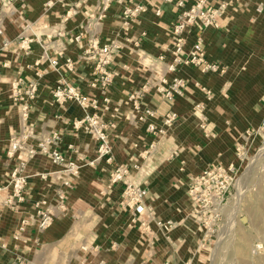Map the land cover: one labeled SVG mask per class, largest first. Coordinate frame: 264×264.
Segmentation results:
<instances>
[{
	"label": "crops",
	"instance_id": "0c3cea01",
	"mask_svg": "<svg viewBox=\"0 0 264 264\" xmlns=\"http://www.w3.org/2000/svg\"><path fill=\"white\" fill-rule=\"evenodd\" d=\"M207 1L229 4L217 27L196 23L186 32L184 50L189 52L201 36L206 60L220 65L216 72L194 64L166 70L174 59L172 25L180 11L173 2L154 0L139 18H127L126 2L115 0L97 22L102 0H22L11 12L0 11L10 42L0 56V264L18 257L26 264H206L210 241L194 214L189 184L211 164L237 168V147H247L264 123V0ZM23 37L31 40L29 50L20 45ZM93 37L100 45L120 44L106 94L91 86L93 62L81 59ZM51 58L59 61L58 70ZM67 59L73 60L72 69L64 66ZM163 72L169 80L180 76L186 81L174 100L163 98L155 87L143 88ZM16 77L38 81L26 116L12 99ZM59 80L98 100L99 108L87 112L115 122L111 163L96 159V141L75 125L86 110L74 101L55 102ZM133 93H140L138 110L130 99ZM147 109L153 114L147 115ZM167 113L176 114L174 124L164 123ZM149 124L164 132L148 131ZM28 132L30 144L57 132L56 147L82 167L66 187L54 174L61 167L47 155L27 159L23 199L11 207L5 200L13 193L9 181L21 155L8 153L9 142ZM120 164L140 165L126 178L147 190L139 217L122 204L125 183L110 179ZM39 207L54 210L44 230ZM156 220L171 221L173 227L162 229Z\"/></svg>",
	"mask_w": 264,
	"mask_h": 264
},
{
	"label": "built area",
	"instance_id": "2783aa9c",
	"mask_svg": "<svg viewBox=\"0 0 264 264\" xmlns=\"http://www.w3.org/2000/svg\"><path fill=\"white\" fill-rule=\"evenodd\" d=\"M22 0H0V11L7 13L11 12L15 2ZM112 1L102 0L100 13L96 17V21L102 20L108 12ZM125 1L126 5L123 9V16L127 18H139L141 14L148 11L150 4L154 0H146L145 2H135L134 0H117ZM165 2H173L180 9L175 22L172 25L173 33V62L167 65L166 70L169 72L177 71L178 66L186 64H194L203 72L218 71L220 65L214 62H209L205 58L203 48V38L199 36L196 39L193 47L189 52H185V34L196 23H201L202 26H218L219 18L228 6V1H222L218 5L208 3L207 0H195L190 5L186 4L185 0H163ZM261 10V8H258ZM160 13V10L157 9ZM81 35L76 39L79 41ZM31 40L21 38L20 45L26 50L30 49ZM9 41L4 37V28L0 23V56L9 46ZM120 50V44L115 41L100 45L95 37L91 39L88 46L84 49L81 59L93 62V79L91 86L99 88L101 92L106 94L108 87L114 82V75L111 71V63L115 54ZM163 60V56H159ZM51 66L58 70L59 61L56 58L50 59ZM74 65L73 60L67 59L64 66L72 69ZM155 87L156 91L167 100H174L177 95H182L186 87V81L180 76H175L171 80L167 78L165 73L158 74L144 84L143 88ZM37 80H25L22 77H16L11 81L12 99L23 106L24 115H27L29 102L34 100L38 93ZM210 94V91H208ZM55 102L63 104L66 101H74L79 104L86 114L82 120L75 122L76 126L82 125L84 130L91 135L97 143V158L105 159L107 162H112V144L110 140V131L115 127L114 121H107L102 118L97 112H87L88 108L98 109V100L90 98L82 94L77 88L64 80H59L55 89L53 90ZM140 93H133L130 99L134 102V108L138 110ZM104 102L109 103V98L104 96ZM147 115H152L153 112L149 109L146 111ZM144 117H141L143 119ZM175 113H167L164 116V123L172 125L176 122ZM148 131L154 134H162L164 130L157 128L154 124L148 125ZM259 131H264V123ZM30 133H22L14 136L8 147V153L13 155L19 153L21 159L18 167L11 174L9 185L12 187L13 193L5 200V204L13 206L17 200L23 199V192L28 184V175L25 174V167L27 159L33 158L36 154L42 153L47 155L51 161L61 168L54 172L59 174L63 179L66 187L71 186L73 178L78 175L82 165L70 160L63 152H61L56 145L60 140V135L55 132L50 136L40 138L36 144H30L28 139ZM245 148L240 145L236 152L238 157H242ZM132 168L140 169V165L135 164L129 166L128 164L117 165L110 174L112 182H124L125 189L123 192L122 204L138 214V217L144 211V199L147 195V190L138 184L127 183L126 178L131 172ZM236 183V168L233 164L225 166L223 164L214 163L208 166L203 172L192 178L188 193L193 202L194 214L197 216L200 226L203 229L205 237L209 240L211 235L219 228L222 222L224 209L229 202L232 190ZM17 199V200H16ZM60 202L64 200V195H59ZM46 201L36 204H45ZM39 214V228L44 230L53 221L54 210L50 207L38 209ZM156 225L162 229L169 230L173 227L171 221L163 222L156 220ZM143 225L144 222H141ZM10 264H26L25 261L18 257ZM193 264V263H189Z\"/></svg>",
	"mask_w": 264,
	"mask_h": 264
},
{
	"label": "rangeland",
	"instance_id": "374dc122",
	"mask_svg": "<svg viewBox=\"0 0 264 264\" xmlns=\"http://www.w3.org/2000/svg\"><path fill=\"white\" fill-rule=\"evenodd\" d=\"M209 241L206 264H264V131L245 147L221 225Z\"/></svg>",
	"mask_w": 264,
	"mask_h": 264
},
{
	"label": "bare ground",
	"instance_id": "6f19581e",
	"mask_svg": "<svg viewBox=\"0 0 264 264\" xmlns=\"http://www.w3.org/2000/svg\"><path fill=\"white\" fill-rule=\"evenodd\" d=\"M239 252H240V250H239Z\"/></svg>",
	"mask_w": 264,
	"mask_h": 264
}]
</instances>
